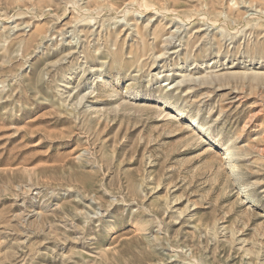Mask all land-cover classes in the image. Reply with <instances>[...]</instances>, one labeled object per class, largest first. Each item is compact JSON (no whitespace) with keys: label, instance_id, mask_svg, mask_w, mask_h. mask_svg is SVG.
Here are the masks:
<instances>
[{"label":"rangeland","instance_id":"1","mask_svg":"<svg viewBox=\"0 0 264 264\" xmlns=\"http://www.w3.org/2000/svg\"><path fill=\"white\" fill-rule=\"evenodd\" d=\"M0 264H264V0H0Z\"/></svg>","mask_w":264,"mask_h":264},{"label":"bare ground","instance_id":"2","mask_svg":"<svg viewBox=\"0 0 264 264\" xmlns=\"http://www.w3.org/2000/svg\"><path fill=\"white\" fill-rule=\"evenodd\" d=\"M152 6V5H151ZM148 7V6H147ZM146 8V7H145ZM179 18V17H178ZM146 49V48H145ZM116 53V52H115ZM115 53L113 54L115 57H116V55H115ZM118 54V53H117ZM136 54V53H135ZM138 55V54H137ZM139 56H142V55H139ZM120 56H118V58H119ZM140 58V57H139ZM120 59V58H119ZM119 59H117V60H119ZM133 59H134V57H133ZM116 59H114V61H117ZM133 60H131V62H132ZM135 61V60H134ZM130 62V63H131ZM138 62V61H137ZM136 64V63H135ZM130 65H132V64H130ZM178 112L179 113H181L182 112V110L181 109H178ZM245 126V125H244Z\"/></svg>","mask_w":264,"mask_h":264}]
</instances>
